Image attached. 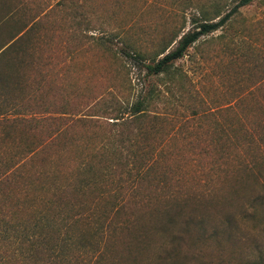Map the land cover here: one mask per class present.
Here are the masks:
<instances>
[{"label":"rangeland","instance_id":"1","mask_svg":"<svg viewBox=\"0 0 264 264\" xmlns=\"http://www.w3.org/2000/svg\"><path fill=\"white\" fill-rule=\"evenodd\" d=\"M238 2L0 0V45L17 35L0 56V175L15 171L0 182V219L44 232L9 240L0 264H31L35 256L41 264H94L83 237L122 249L97 229L131 199L136 184L121 183L120 162L135 153L157 157L141 180L154 198L192 197L186 212L215 192V213L199 212L205 238H188L186 247L209 263L251 264L264 231L243 212L260 180L234 190L226 177L259 151L252 141L264 121V0L202 36L174 74L144 68L194 30L203 10L212 15L219 4L224 15ZM149 88L142 117L113 111Z\"/></svg>","mask_w":264,"mask_h":264},{"label":"trees","instance_id":"2","mask_svg":"<svg viewBox=\"0 0 264 264\" xmlns=\"http://www.w3.org/2000/svg\"><path fill=\"white\" fill-rule=\"evenodd\" d=\"M255 0H239L238 4L226 14L221 13L219 4L215 5V13L211 15L209 10H203V19L198 21L194 30H190L182 35L178 40L177 46L166 52V49L161 52L163 56L161 58L154 59L150 63H145L147 75L157 76L161 74H174L175 62L184 57L188 49L194 45L202 36L209 35L220 28H222L232 16L239 10L240 7L249 5ZM15 36H11L9 40L3 42L0 45V56L16 41ZM18 39V38H17ZM143 63V62H142ZM141 63V64H142ZM153 95L152 89H147L140 99L135 101L131 106L115 109L113 111L120 113L121 118L124 119V113H130L133 116L142 117L145 107L148 106V99ZM124 112V113H122ZM119 119V117H116ZM125 122V120H123ZM118 123V122H114ZM257 138L252 141L253 148L258 146L259 151L257 155H253L246 160H241L237 167L234 168L227 175L226 180L230 182L233 187H244L251 180H260V190L258 194H250L248 198L250 210L246 206V210L243 212L244 217L247 216L250 220L255 222V227L261 226V230L264 231V121L257 129ZM119 144L124 145L126 148L131 146V139L129 137L118 139ZM117 143V142H116ZM132 157V162H129V158L124 156L121 159V178L120 181L123 184L126 182L136 184L134 187H130L132 191L131 199L125 204H122L117 208L115 215L116 220H112L106 228L97 229V234L103 235L108 241H116L123 245L122 249H114L117 244L110 243L112 245H103L98 247L99 242H93L86 240L83 237V247L92 251L91 257L94 259V264H213L204 259V256L199 253H195L186 247L187 239H194L195 242H199L200 239L205 238L206 234V221L204 214H199L200 211L205 215L214 214V210L217 208V200L215 192L207 190L198 200L203 204L198 207L191 208L186 211L185 209L192 203V197H185L179 199L177 195H168L154 198L152 195L144 192L142 189L141 180L151 170L154 162L157 160L152 157H140L135 153ZM20 165L17 164L15 168L18 171ZM15 171L2 173L0 175V182L7 176L14 174ZM124 173L127 176V180L124 178ZM244 185V186H243ZM133 186V185H132ZM241 187V188H242ZM235 190V188H233ZM141 191V192H140ZM237 199V198H235ZM231 203L230 200H228ZM226 205V204H225ZM204 207L202 210H200ZM261 207L263 209V215L258 216L256 209ZM249 210V212H247ZM231 214H228L226 218L230 219ZM228 220V219H227ZM230 223V220L227 221ZM230 226V225H229ZM199 230V234L194 237L192 232L194 229ZM99 231V232H98ZM203 232V237L201 233ZM215 231V230H214ZM44 232L38 233L37 230L30 227L18 224L6 216H2L0 219V247H4L13 240L28 242L31 241V236L43 235ZM217 232H213L211 237L216 236ZM7 240L8 242H4ZM9 240H12L9 242ZM120 245V246H121ZM113 247V249H112ZM1 249V248H0ZM256 257L251 260V264H263L264 263V249L263 247L256 246ZM31 257L34 255L31 253ZM36 257V256H35ZM32 259L31 264H41L36 258ZM3 256L0 255V261ZM112 262H111V261ZM110 262V263H109Z\"/></svg>","mask_w":264,"mask_h":264}]
</instances>
